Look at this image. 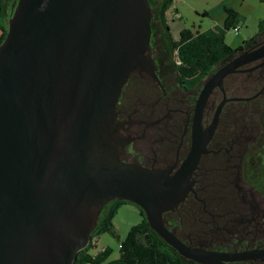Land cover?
I'll return each mask as SVG.
<instances>
[{
  "label": "water",
  "instance_id": "obj_1",
  "mask_svg": "<svg viewBox=\"0 0 264 264\" xmlns=\"http://www.w3.org/2000/svg\"><path fill=\"white\" fill-rule=\"evenodd\" d=\"M152 20L148 0H18L0 46V264H75L113 200L143 210L187 260L245 259L187 245L164 214L192 189L215 132L224 103L205 131L209 97L228 75L264 59V44L205 84L192 152L171 176L119 158L116 106L129 75L154 62Z\"/></svg>",
  "mask_w": 264,
  "mask_h": 264
},
{
  "label": "flooded vegetation",
  "instance_id": "obj_2",
  "mask_svg": "<svg viewBox=\"0 0 264 264\" xmlns=\"http://www.w3.org/2000/svg\"><path fill=\"white\" fill-rule=\"evenodd\" d=\"M263 44L264 38L257 39L195 83L163 72L161 50L152 47L153 64L129 75L116 106L121 161L174 175L192 152L205 84L241 52ZM222 103L215 132L192 174V189L164 218L193 248L245 256L226 264H264V191L257 184L264 158V59L241 67L214 89L203 111V130L211 128Z\"/></svg>",
  "mask_w": 264,
  "mask_h": 264
},
{
  "label": "trees",
  "instance_id": "obj_3",
  "mask_svg": "<svg viewBox=\"0 0 264 264\" xmlns=\"http://www.w3.org/2000/svg\"><path fill=\"white\" fill-rule=\"evenodd\" d=\"M7 0H0V46L8 35ZM264 3V0H260ZM159 11L157 14L158 25L162 28L163 38L171 55L175 57V67L181 79H190L197 82L211 74L225 58L240 52L264 34V20L259 24V32L244 44L234 49L225 41V32L230 29L235 31L242 23L241 15L225 7L226 19L223 28L209 29L206 31H192L183 29L180 39L175 40L171 34L168 12L176 0H158ZM240 29V28H239ZM194 82V83H195ZM129 204L120 200L108 203L101 211L97 228L87 248L79 252L75 264H197L182 257L169 246L150 226L143 210L140 214L143 221L134 225L129 230L125 239L121 240L114 224V219L121 206ZM165 216V215H164ZM110 234L120 241V255L118 259L110 260L113 250L106 247L96 255L92 249L97 248V237Z\"/></svg>",
  "mask_w": 264,
  "mask_h": 264
},
{
  "label": "rangeland",
  "instance_id": "obj_4",
  "mask_svg": "<svg viewBox=\"0 0 264 264\" xmlns=\"http://www.w3.org/2000/svg\"><path fill=\"white\" fill-rule=\"evenodd\" d=\"M6 2L8 15L11 16L12 14L13 16L18 0H7ZM148 2L153 13L151 48L157 47L158 50H161L159 54H162V56L159 65L162 71L179 77L175 67V57L169 52L162 35V28L158 25L159 2L158 0H148ZM225 7L233 8L242 17L239 31L234 29L226 31L225 41L234 49L241 47L245 41L259 32V24L264 20V3L260 0H176L174 6L168 12L173 38L179 40L183 29L203 32L209 29L223 28L227 16ZM260 38H264V34ZM262 131L264 133V128ZM262 141L264 144V138ZM262 156L264 157V153ZM246 170L247 174L252 172L249 166L246 167ZM258 172L259 178L261 177L262 180L257 184L264 191V158ZM142 221L143 217L137 206L131 203L121 206L114 219L119 238L121 240L125 239L131 227ZM97 239V248L92 249V254L96 255L106 247H110L113 250L110 260L119 258L120 241L118 239L110 234H103Z\"/></svg>",
  "mask_w": 264,
  "mask_h": 264
},
{
  "label": "crops",
  "instance_id": "obj_5",
  "mask_svg": "<svg viewBox=\"0 0 264 264\" xmlns=\"http://www.w3.org/2000/svg\"><path fill=\"white\" fill-rule=\"evenodd\" d=\"M7 12H8V11H7ZM6 17H7V18H9V15H8V13H7V16H6ZM1 33H2V32H1V30H0V35H1Z\"/></svg>",
  "mask_w": 264,
  "mask_h": 264
},
{
  "label": "built area",
  "instance_id": "obj_6",
  "mask_svg": "<svg viewBox=\"0 0 264 264\" xmlns=\"http://www.w3.org/2000/svg\"><path fill=\"white\" fill-rule=\"evenodd\" d=\"M237 30H239V28H237Z\"/></svg>",
  "mask_w": 264,
  "mask_h": 264
}]
</instances>
